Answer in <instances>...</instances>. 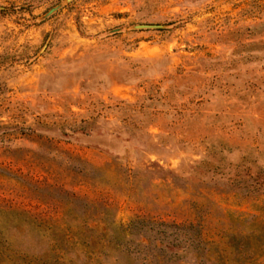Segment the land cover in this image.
<instances>
[{"label": "rangeland", "instance_id": "1", "mask_svg": "<svg viewBox=\"0 0 264 264\" xmlns=\"http://www.w3.org/2000/svg\"><path fill=\"white\" fill-rule=\"evenodd\" d=\"M0 264H264V0H0Z\"/></svg>", "mask_w": 264, "mask_h": 264}, {"label": "water", "instance_id": "2", "mask_svg": "<svg viewBox=\"0 0 264 264\" xmlns=\"http://www.w3.org/2000/svg\"><path fill=\"white\" fill-rule=\"evenodd\" d=\"M67 2L72 1V0H66ZM61 6V4H58L54 7H52L46 14L45 16L50 15L51 13L55 12L59 7ZM137 29H145V28H157L159 27L158 25H152V24H138L134 26Z\"/></svg>", "mask_w": 264, "mask_h": 264}]
</instances>
